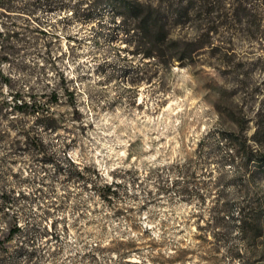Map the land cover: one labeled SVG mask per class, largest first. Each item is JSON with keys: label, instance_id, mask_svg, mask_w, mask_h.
Wrapping results in <instances>:
<instances>
[{"label": "rangeland", "instance_id": "374dc122", "mask_svg": "<svg viewBox=\"0 0 264 264\" xmlns=\"http://www.w3.org/2000/svg\"><path fill=\"white\" fill-rule=\"evenodd\" d=\"M50 1L32 16L45 32L0 68L73 89L77 108L54 105L51 132L18 114L35 141L0 121V264H264V228L244 240L235 224L219 251L197 236L219 193L235 216L264 208V166L246 157L264 154V0H130L157 6L190 49L171 63L142 57L113 7ZM75 170L112 183L110 200Z\"/></svg>", "mask_w": 264, "mask_h": 264}, {"label": "trees", "instance_id": "16d2710c", "mask_svg": "<svg viewBox=\"0 0 264 264\" xmlns=\"http://www.w3.org/2000/svg\"><path fill=\"white\" fill-rule=\"evenodd\" d=\"M87 1L90 2L84 8L86 16H90L91 10L94 8H100L102 3L117 10L121 20L127 25L125 33L133 30L132 35L136 37L135 46L142 57H154L158 61L171 63L173 60L183 61L190 56V49L184 45L185 42L171 39L168 36L165 29L166 18L164 19L159 13L157 6L149 4L144 7L145 5L139 1L130 0ZM51 4L50 0H0V65L4 62H11L13 55L18 52L17 44H26L31 33L45 32L41 28V22L36 19L37 17L32 18V16L37 11H52ZM11 13L26 16L28 19H25L24 23L10 21L8 18ZM29 19H32V22ZM2 84L8 88V93L0 96V121L4 117H10L9 121L17 129V135L24 137L25 140L35 141L40 138L31 128L17 124L16 116L18 114L34 117L38 126L51 132L61 126V119L54 111V105H58L64 98V104L77 108V99L73 89L69 90V87L59 85V83L47 81L42 85H25L11 75L5 74L0 68V85ZM18 140L19 138L16 139L17 142ZM53 157L50 156L48 160H55ZM246 157L248 162L252 161L258 166H264V154L259 156L253 151H248ZM74 172L76 181H81L84 187L88 182L92 183L94 193L103 200H110L111 194L114 193L112 183L98 184L82 171L75 170ZM177 192L184 194L181 189H178ZM247 208L248 212L246 213H243L245 208H240L239 213L242 214L238 216H235L231 209L225 205L220 210L219 193L209 208V218L203 225H198L199 229H203V233H199L197 236L207 242L210 241V238L213 239L209 249L213 251L220 249V235L232 233L235 224L244 240H248L250 236L257 237L260 235L261 229L264 228V208L260 204L255 208ZM19 230L20 225L15 224L10 230V235ZM132 242L129 240L126 243L129 245L128 248L132 247ZM92 248L96 250L100 247L95 245ZM127 252L125 251L124 254ZM186 252L185 247H178L174 250V255L180 259Z\"/></svg>", "mask_w": 264, "mask_h": 264}]
</instances>
